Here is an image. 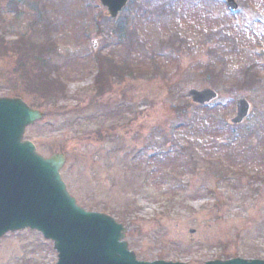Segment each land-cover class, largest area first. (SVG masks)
Returning a JSON list of instances; mask_svg holds the SVG:
<instances>
[{
    "label": "rangeland",
    "instance_id": "374dc122",
    "mask_svg": "<svg viewBox=\"0 0 264 264\" xmlns=\"http://www.w3.org/2000/svg\"><path fill=\"white\" fill-rule=\"evenodd\" d=\"M226 1L130 0L113 20L100 0H0V32L8 44L27 34L22 53L34 36L44 44L50 26L66 84L57 105L41 101L45 117L25 140L46 158L66 156L71 195L123 224L138 260L264 261V0H234L236 14ZM0 56V98L13 97L20 53ZM97 56L108 66L127 60L134 73L99 95ZM251 65L258 86L237 89ZM206 88L219 99L194 105L189 91ZM240 99L251 112L234 126ZM57 262L39 232L1 241L0 264Z\"/></svg>",
    "mask_w": 264,
    "mask_h": 264
},
{
    "label": "water",
    "instance_id": "95a60500",
    "mask_svg": "<svg viewBox=\"0 0 264 264\" xmlns=\"http://www.w3.org/2000/svg\"><path fill=\"white\" fill-rule=\"evenodd\" d=\"M109 16L116 20L130 0H100ZM230 11L238 10L233 0ZM264 57V51L260 52ZM192 102L205 106L219 95L212 89L189 92ZM232 124H242L251 106L245 99L236 102ZM44 118L22 99L0 98V244L9 233L34 230L54 243L57 264H183L138 261L126 238L127 229L114 218L87 212L77 204L64 183L61 170L64 154L47 159L36 146L24 142L26 129ZM193 233V232H192ZM206 264H264L260 260L214 261Z\"/></svg>",
    "mask_w": 264,
    "mask_h": 264
},
{
    "label": "trees",
    "instance_id": "16d2710c",
    "mask_svg": "<svg viewBox=\"0 0 264 264\" xmlns=\"http://www.w3.org/2000/svg\"><path fill=\"white\" fill-rule=\"evenodd\" d=\"M49 28V25H45L44 34L48 40L45 41L44 44L38 45L37 41L40 42L43 38L34 36L33 39L37 41L30 45L31 47L28 51L23 53V47L27 44L28 40L27 34L21 36V41L8 44L4 35L0 32V55L1 53L8 52L10 50L14 53H20L18 68L12 72V74L16 77L13 81L15 89L11 88L14 92L13 97L26 99L28 104L34 108H39L40 105H42V102L43 105H57L59 101L63 100L65 97L66 84L59 74L58 65L55 64L53 59L50 57V55L54 53L55 44L51 41L50 35L52 33ZM39 46L45 48H41ZM2 56L4 57V55ZM107 60H109V57H96L99 72L97 77H95V89L98 91L99 95L103 94L106 89H109L108 87H110L111 79H121L126 74H128V76H132L134 73L132 72V68L129 67L130 64L127 60L121 64L112 60L111 62L113 65L109 66L106 64ZM248 67L250 68H245L240 77H238L239 80L237 89L251 88V91H253V89L258 86L259 76L257 73H253L256 66L251 65ZM214 72L215 70H213V73ZM187 108L188 107L186 106H180L177 110L178 114L180 116H184ZM197 121L198 120H194L192 122L194 127H198L196 124ZM221 162L224 161L219 159V163ZM219 166H221V164H219ZM222 176L223 175H221V177Z\"/></svg>",
    "mask_w": 264,
    "mask_h": 264
}]
</instances>
